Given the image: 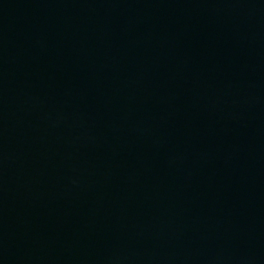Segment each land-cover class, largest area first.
Here are the masks:
<instances>
[{"label":"water","instance_id":"obj_1","mask_svg":"<svg viewBox=\"0 0 264 264\" xmlns=\"http://www.w3.org/2000/svg\"><path fill=\"white\" fill-rule=\"evenodd\" d=\"M0 264H264V0H0Z\"/></svg>","mask_w":264,"mask_h":264}]
</instances>
